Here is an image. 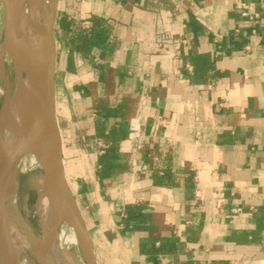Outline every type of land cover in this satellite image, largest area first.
<instances>
[{"label":"crops","instance_id":"obj_1","mask_svg":"<svg viewBox=\"0 0 264 264\" xmlns=\"http://www.w3.org/2000/svg\"><path fill=\"white\" fill-rule=\"evenodd\" d=\"M55 39L96 264H264V0H59Z\"/></svg>","mask_w":264,"mask_h":264},{"label":"water","instance_id":"obj_2","mask_svg":"<svg viewBox=\"0 0 264 264\" xmlns=\"http://www.w3.org/2000/svg\"><path fill=\"white\" fill-rule=\"evenodd\" d=\"M59 0H50L46 18L38 22L35 7L38 0L1 2L4 12L2 42L0 44V77L4 85L0 109V264H8L10 223L13 204L6 198L7 191L18 181L17 169L28 146L37 148L48 160L53 177L51 210L54 226L68 220L79 240V252L87 264H96L81 211L77 205L66 170L64 140L58 116L55 67ZM42 29L44 73L48 85L53 126L39 118L29 105L27 91L17 82L13 54L31 30ZM13 70V79L7 67ZM53 234V232H52ZM52 236V235H51ZM50 248V247H49ZM39 264H43L38 260ZM44 264H57L52 256Z\"/></svg>","mask_w":264,"mask_h":264},{"label":"bare ground","instance_id":"obj_3","mask_svg":"<svg viewBox=\"0 0 264 264\" xmlns=\"http://www.w3.org/2000/svg\"><path fill=\"white\" fill-rule=\"evenodd\" d=\"M0 1L9 3L13 0ZM49 9L50 0H38V5L35 7L38 22L46 18ZM18 54L23 56L25 63L24 71L17 78V82L27 91L29 105L33 111L47 125L53 126L48 85L44 73L42 29L40 26L31 30L24 38L22 44L13 54V61L14 56ZM32 168L40 170L37 182L39 196L34 208L39 219L40 236L36 235L29 222L25 221L21 214L18 206L17 181L6 193V198L14 206L11 212L10 247L7 263L39 264L38 259L44 264L48 255L52 256L57 264H87L79 252V240L73 225L66 219L61 220L57 226L53 224L51 210L53 177L50 165L47 158L37 148L30 145L19 162L17 177L19 174H26Z\"/></svg>","mask_w":264,"mask_h":264},{"label":"rangeland","instance_id":"obj_4","mask_svg":"<svg viewBox=\"0 0 264 264\" xmlns=\"http://www.w3.org/2000/svg\"><path fill=\"white\" fill-rule=\"evenodd\" d=\"M3 24H4V12L0 1V44L2 42ZM20 55L21 54L14 56L16 78H18L24 71L23 69H24L25 60L23 56ZM7 69L13 79V70L10 68V66H8ZM3 93H4V85L0 77V109L3 99ZM39 172L40 170L38 168H32L26 174L18 175V190H19L18 206L23 218L25 219V221L27 220L29 222V225L32 227L33 231L38 236H40L39 219L34 212V208L39 196V191L37 188Z\"/></svg>","mask_w":264,"mask_h":264},{"label":"built area","instance_id":"obj_5","mask_svg":"<svg viewBox=\"0 0 264 264\" xmlns=\"http://www.w3.org/2000/svg\"><path fill=\"white\" fill-rule=\"evenodd\" d=\"M242 16L246 18L249 22L253 24H257L260 20V14L259 12L254 8L252 4H246L243 7L242 10ZM88 26H85V28ZM160 42L165 41L163 38L159 39ZM174 51H170L167 53V56L172 57L174 55V52L179 49L180 43L174 44ZM200 191H196V196L200 197ZM224 201H225V196L222 192H220L217 196V202H216V207L219 211H222V207L224 206Z\"/></svg>","mask_w":264,"mask_h":264},{"label":"trees","instance_id":"obj_6","mask_svg":"<svg viewBox=\"0 0 264 264\" xmlns=\"http://www.w3.org/2000/svg\"><path fill=\"white\" fill-rule=\"evenodd\" d=\"M61 26H62L64 29H67V26H66V24H65L64 22L61 23ZM77 36H78L81 40H83L84 42H87V41H90V40H91L89 34L84 33L83 31L79 32V33L77 34ZM108 170H109V168H108V166L106 165V166L104 167V169H103V172H101V176H106V175L108 174Z\"/></svg>","mask_w":264,"mask_h":264}]
</instances>
